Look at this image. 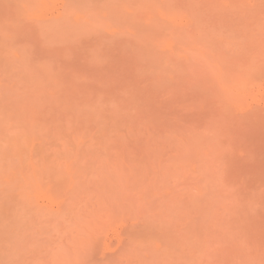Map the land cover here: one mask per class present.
I'll use <instances>...</instances> for the list:
<instances>
[{
  "label": "rangeland",
  "instance_id": "rangeland-1",
  "mask_svg": "<svg viewBox=\"0 0 264 264\" xmlns=\"http://www.w3.org/2000/svg\"><path fill=\"white\" fill-rule=\"evenodd\" d=\"M0 264H264V0H0Z\"/></svg>",
  "mask_w": 264,
  "mask_h": 264
}]
</instances>
